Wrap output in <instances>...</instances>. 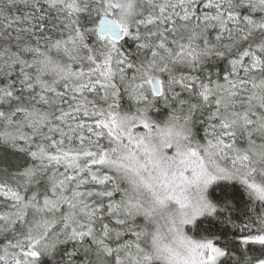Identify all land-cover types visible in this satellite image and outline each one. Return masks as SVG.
Returning a JSON list of instances; mask_svg holds the SVG:
<instances>
[{
	"label": "snow or ice",
	"instance_id": "1",
	"mask_svg": "<svg viewBox=\"0 0 264 264\" xmlns=\"http://www.w3.org/2000/svg\"><path fill=\"white\" fill-rule=\"evenodd\" d=\"M0 264H264V0H0Z\"/></svg>",
	"mask_w": 264,
	"mask_h": 264
}]
</instances>
